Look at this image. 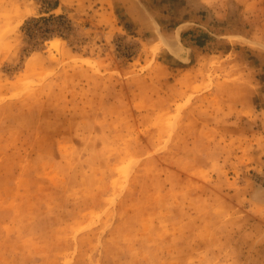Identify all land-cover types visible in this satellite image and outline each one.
Masks as SVG:
<instances>
[{
    "label": "rangeland",
    "instance_id": "rangeland-1",
    "mask_svg": "<svg viewBox=\"0 0 264 264\" xmlns=\"http://www.w3.org/2000/svg\"><path fill=\"white\" fill-rule=\"evenodd\" d=\"M102 3L0 0V264H264V0Z\"/></svg>",
    "mask_w": 264,
    "mask_h": 264
},
{
    "label": "crops",
    "instance_id": "crops-1",
    "mask_svg": "<svg viewBox=\"0 0 264 264\" xmlns=\"http://www.w3.org/2000/svg\"><path fill=\"white\" fill-rule=\"evenodd\" d=\"M102 1H105V3H107V8L111 11V12H115L116 13V11H117V8H124V9H127L126 7H125V5H126V3L129 1V0H98V2H100L101 4H103L102 3ZM61 6V5H60ZM60 6L59 7H57V9L58 8H60ZM100 8V7H99ZM56 9V10H57ZM109 11V12H110Z\"/></svg>",
    "mask_w": 264,
    "mask_h": 264
}]
</instances>
